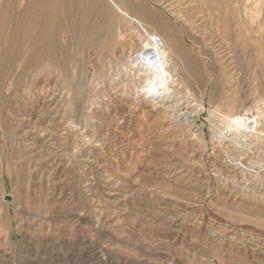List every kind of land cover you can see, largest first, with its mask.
Instances as JSON below:
<instances>
[{"label": "rangeland", "instance_id": "obj_1", "mask_svg": "<svg viewBox=\"0 0 264 264\" xmlns=\"http://www.w3.org/2000/svg\"><path fill=\"white\" fill-rule=\"evenodd\" d=\"M118 4L76 0L57 24L89 37L60 27L40 66L3 42L0 264H264V0ZM134 19L191 53L166 106L140 91Z\"/></svg>", "mask_w": 264, "mask_h": 264}, {"label": "bare ground", "instance_id": "obj_2", "mask_svg": "<svg viewBox=\"0 0 264 264\" xmlns=\"http://www.w3.org/2000/svg\"><path fill=\"white\" fill-rule=\"evenodd\" d=\"M75 3L76 0H25L18 14L14 12L11 13L8 8H6L7 2L4 0L3 24H0V52H3V42L7 43L14 41L20 44H28L32 49L30 61H37V65L40 66V57L49 58L53 55L52 45L55 41V33L60 27L63 28L64 32L70 38L77 33V29L79 30L80 36L85 37V39L86 37L88 38L89 36L85 32L87 30H85L84 24H57L58 16L62 13L67 14L69 12V7H73L72 5ZM107 3L114 9L122 10L118 4V0H107ZM104 11L103 9V12ZM76 19L77 17L72 15L69 17L70 21ZM135 22L137 23L136 27L140 28V32L142 33L140 46L135 51L132 58L135 64L141 68L139 71L144 77L140 91L144 94V97L154 104L159 103L166 106V100L174 96V94H172L173 85L177 83V81L178 83L181 81L176 80L175 76H182V60L184 58L187 59V53L189 52L186 51L187 53H185L184 50L181 49V43L176 41L177 39L174 40L172 36L169 37V33L167 34L165 30L154 33L147 31L140 21L135 20ZM105 25L109 26V24ZM96 41H98V38H96ZM50 44L52 45L49 46ZM183 47L184 46H182V48ZM192 67L195 75L199 74L197 73V68L193 65ZM223 90L225 91V88ZM231 97L232 96L228 94H224L220 98L227 112V127L233 128L238 132H244L247 136L248 132L251 131L252 125L255 126L256 122L250 120L251 113L247 110L231 111L232 104L235 101V99ZM201 110L202 109L198 110V113L201 112Z\"/></svg>", "mask_w": 264, "mask_h": 264}]
</instances>
